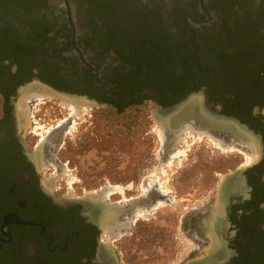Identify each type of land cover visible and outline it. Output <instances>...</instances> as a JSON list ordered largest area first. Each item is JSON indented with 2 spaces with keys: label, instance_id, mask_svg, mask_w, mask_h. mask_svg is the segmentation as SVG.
I'll return each mask as SVG.
<instances>
[{
  "label": "flooded vegetation",
  "instance_id": "obj_1",
  "mask_svg": "<svg viewBox=\"0 0 264 264\" xmlns=\"http://www.w3.org/2000/svg\"><path fill=\"white\" fill-rule=\"evenodd\" d=\"M61 97L151 105L167 153L190 123L254 154L201 195L141 193L157 157L125 199L69 195L47 177L59 119L36 115ZM157 200L174 214L171 257L148 263L264 264V0H0V264H127L114 243Z\"/></svg>",
  "mask_w": 264,
  "mask_h": 264
},
{
  "label": "rangeland",
  "instance_id": "obj_2",
  "mask_svg": "<svg viewBox=\"0 0 264 264\" xmlns=\"http://www.w3.org/2000/svg\"><path fill=\"white\" fill-rule=\"evenodd\" d=\"M35 100L41 102L43 96ZM60 105H37L40 110L36 115L59 119L55 132L60 134L55 137V145L61 141V147L54 153L55 161L47 177L69 195L100 190L105 197L116 192L122 198L126 190L123 186L135 187L141 175L156 171V157L159 158V172L142 186L141 193L148 195L150 189H156L163 196H167L169 190L175 191L180 198H186L187 194L201 195L214 188L210 183L212 172L221 169L225 172L240 161V154L245 162L251 161L254 154L243 149L245 145L252 148L251 144H226L190 123L174 135V142L180 148L167 153L165 148L171 131L156 122L151 105L131 107L123 113L113 109L90 111L85 104L78 108L67 101H61ZM39 124L37 132H42L45 128L41 122ZM50 134H53L51 129H46L40 133L41 140L45 142ZM163 153L166 154L163 156ZM162 206L164 201L157 200L150 210L136 209L133 221L147 215L148 220L137 221L126 236L114 243L127 264H151L149 259L171 257L174 214L171 207ZM157 209L158 212L149 216Z\"/></svg>",
  "mask_w": 264,
  "mask_h": 264
},
{
  "label": "bare ground",
  "instance_id": "obj_3",
  "mask_svg": "<svg viewBox=\"0 0 264 264\" xmlns=\"http://www.w3.org/2000/svg\"><path fill=\"white\" fill-rule=\"evenodd\" d=\"M60 96V95H59ZM62 96V95H61ZM68 98V97H67ZM72 97H70V99H71ZM60 99V98H59ZM61 100L62 101H67V102H69V103H73L74 105H76V107L77 106H79V105H77V102H75V100H74V98H73V100H69V99H66V97H64V98H62L61 97ZM89 107V106H88ZM221 186V185H220Z\"/></svg>",
  "mask_w": 264,
  "mask_h": 264
}]
</instances>
